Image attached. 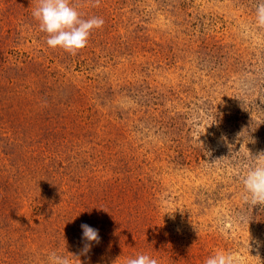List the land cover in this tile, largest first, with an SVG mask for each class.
<instances>
[{"label":"rangeland","instance_id":"rangeland-1","mask_svg":"<svg viewBox=\"0 0 264 264\" xmlns=\"http://www.w3.org/2000/svg\"><path fill=\"white\" fill-rule=\"evenodd\" d=\"M70 2L104 19L77 55L0 0V264H264L241 183L264 152L257 0Z\"/></svg>","mask_w":264,"mask_h":264},{"label":"clouds","instance_id":"clouds-1","mask_svg":"<svg viewBox=\"0 0 264 264\" xmlns=\"http://www.w3.org/2000/svg\"><path fill=\"white\" fill-rule=\"evenodd\" d=\"M34 7L31 15L37 22L39 31L46 34L45 43L49 49H60L69 55H77L84 49L93 30L100 29L104 25L102 17L81 18L77 7L70 0H32ZM93 7H99L101 0H90ZM255 24L264 29V0H257L255 4ZM252 163L241 177L243 185V199L252 207L259 205L264 209V152L252 156ZM82 243L80 255H87L93 244H99L100 237L97 229L87 224L81 225ZM78 259V257H74ZM79 260V259H78ZM47 264H71L63 255L51 252ZM125 264H159L152 256L140 253L134 258H128ZM204 264H233L232 257L217 252L210 255Z\"/></svg>","mask_w":264,"mask_h":264}]
</instances>
